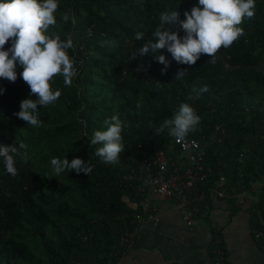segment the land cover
Listing matches in <instances>:
<instances>
[{
    "label": "trees",
    "instance_id": "16d2710c",
    "mask_svg": "<svg viewBox=\"0 0 264 264\" xmlns=\"http://www.w3.org/2000/svg\"><path fill=\"white\" fill-rule=\"evenodd\" d=\"M194 5L198 0H58L57 23L49 26V33L72 38L69 55L78 73L71 86L64 85L61 75L54 77L52 87L62 94L53 104L38 106L41 126L14 115L30 95V87L19 77L23 69L17 65L14 83L0 79L5 89L0 95V145H25L15 157L16 176L6 171L0 157V264H109L112 252L118 253L112 261L118 259L125 252L119 242L125 225L143 213L141 199L129 190L131 181L124 180L129 168L137 166L131 156L139 161L147 146L157 145L170 167L176 162L179 148L167 130L158 135L155 129L182 103L195 108L204 134L221 125L226 128L222 143L208 146L209 185L213 189L224 177L229 193L225 202L242 209L250 201L253 230L262 228L264 0H256L254 17L241 25L244 35L214 57L201 54L195 65H182L162 50L170 63L166 74L151 54L132 57L152 39L161 13L177 10L183 21ZM137 31L145 37L136 39L134 50L129 40ZM171 31L185 35L178 24ZM10 46L11 41L5 49ZM135 60L150 63V72L137 71ZM179 69L187 73L175 79ZM205 87L207 92L201 91ZM114 114L128 126L119 162L108 164L94 155L101 145H91L90 138L106 130L104 121ZM52 158H80L89 161L93 171L89 176L66 170L56 176ZM83 235L90 236L88 243L81 240ZM217 237L226 252L220 229L213 233L211 252Z\"/></svg>",
    "mask_w": 264,
    "mask_h": 264
},
{
    "label": "clouds",
    "instance_id": "9594fccd",
    "mask_svg": "<svg viewBox=\"0 0 264 264\" xmlns=\"http://www.w3.org/2000/svg\"><path fill=\"white\" fill-rule=\"evenodd\" d=\"M256 0H198L191 12H185V20L179 19L177 10L165 11L159 16V25L152 31L153 37L142 47L138 48L133 56L152 55L155 62L164 65L162 74H166L170 63L166 56L161 54L166 50L172 58L182 65H195L201 54L214 57L221 48H229L244 35L241 25L246 18L255 15ZM58 9V0H0V79L16 82L18 79L17 65L23 71L19 77L30 87L29 98L21 101L20 111L14 113L31 126H41L38 106L46 107L56 102L60 96L59 89H53L54 77L61 75L65 86L73 84V78L78 69L75 60L69 55L73 48V40L69 36L62 40L60 35L49 33V26L57 23L55 13ZM69 17L63 16L67 22ZM73 23L75 19L73 18ZM179 25L185 35L171 31V26ZM145 33L137 31L135 38L143 41ZM11 41V46L5 45ZM187 73L186 69H179L175 79H181ZM5 89L0 88V95ZM201 91L207 92L205 87ZM35 96L33 100L31 97ZM198 98V97H197ZM189 100L194 97L189 96ZM201 117L189 103H182L179 110L171 118L163 120L158 135L167 130L168 135L177 140H185L189 132L195 131ZM106 130H97L90 138V144L101 145L96 148L94 155L101 162L116 164L120 153L124 150L122 133L127 123L119 114H114L104 121ZM25 145H0V157L3 158L6 171L16 176L15 157ZM25 162L27 155L25 154ZM53 172L59 176L66 170L69 172L89 175L93 166L80 158L71 162L67 158H52L50 161Z\"/></svg>",
    "mask_w": 264,
    "mask_h": 264
},
{
    "label": "built area",
    "instance_id": "2783aa9c",
    "mask_svg": "<svg viewBox=\"0 0 264 264\" xmlns=\"http://www.w3.org/2000/svg\"><path fill=\"white\" fill-rule=\"evenodd\" d=\"M135 41L136 38L129 40L130 47L134 50ZM133 49L131 54L134 53ZM135 67L140 73H148L151 70L150 63L139 60H135ZM225 133L226 128L223 125L218 126L209 135L204 134L200 126H196L195 131L189 132L183 141L177 142L172 137V143L179 148L181 155L171 167L168 165L169 158L164 151L158 149L157 145L153 149L147 146L139 161L131 156L137 166L129 168L130 175L124 176V180L131 181L130 192L141 199L142 203L150 195L170 203L180 213L183 222L192 229L199 218L211 213L213 204L224 201L229 196L224 177L220 178L213 189L209 185L212 168L208 163V146L210 143H222ZM253 192H256V188ZM141 221L142 216L137 214L134 221H128L125 225L119 239L125 251L133 248L137 224ZM254 239L260 247H264V225L254 232ZM81 240L88 243L90 236L83 235ZM216 244L217 246L212 250L213 264H226L227 255L220 247L219 237ZM114 257H118L117 252L111 253L109 264H113ZM72 264L84 263L75 260Z\"/></svg>",
    "mask_w": 264,
    "mask_h": 264
},
{
    "label": "crops",
    "instance_id": "0c3cea01",
    "mask_svg": "<svg viewBox=\"0 0 264 264\" xmlns=\"http://www.w3.org/2000/svg\"><path fill=\"white\" fill-rule=\"evenodd\" d=\"M249 206L250 201L242 209L225 200L215 203L211 213L199 218L191 229L170 203L150 195L141 205L144 214L133 248L113 264H213L211 244L217 229L227 264H264V251L254 239Z\"/></svg>",
    "mask_w": 264,
    "mask_h": 264
}]
</instances>
